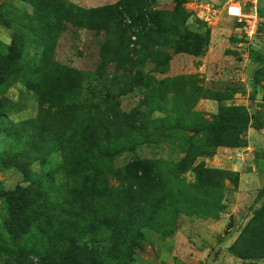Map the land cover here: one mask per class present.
<instances>
[{
	"label": "trees",
	"instance_id": "1",
	"mask_svg": "<svg viewBox=\"0 0 264 264\" xmlns=\"http://www.w3.org/2000/svg\"><path fill=\"white\" fill-rule=\"evenodd\" d=\"M41 1L44 2L42 11L49 9L47 16L50 20L40 24L42 49L39 63L26 71L17 69L27 44L20 36L15 37L12 45L4 47L6 53H0V97L19 80H23L26 88L37 96L35 119L22 123L15 130L17 135L14 137L18 140L14 148L0 155V168L17 170L22 174L23 182L28 184L12 192H0L8 211L2 230L11 244L20 241L23 246L33 239L35 241L27 249L16 247L10 252L8 242L0 234V255L10 253L15 256L18 253L25 258L33 255L40 264H45L52 256L55 264H99L106 259L115 264H129L133 247L143 239V229L152 225L172 226L179 215L201 220L217 219L223 209V181L229 180L231 174L224 175L202 163H195L198 158L209 157L210 148L237 147L239 136L249 123L245 110L221 108L211 122L204 121L193 109L197 100L208 99L209 95L200 94L190 83L191 78L182 76L157 82L154 91L147 90L149 87L146 89L140 109L148 112H121L118 100L125 91L115 93L113 81L104 80L108 84L106 89L97 84L85 86L92 76L63 67L54 60L61 21L55 18L56 10H51L52 4L47 1L67 10L65 20L71 26L111 33L118 29L119 17L130 15L128 8L135 7L134 4L126 1L111 8L83 11L61 0ZM137 12L136 19L130 18L133 26L137 21L141 26L139 34L142 36H136L134 43L136 46L142 43L139 46L141 55L147 52L145 47L152 36L163 31L156 13L147 14L143 9ZM181 16L179 27L183 34H187L185 24L188 17ZM147 19L152 28L143 33ZM169 31L179 34L174 28ZM129 46L131 43L122 37L110 60L116 54L128 51ZM147 60L155 66L154 73H167L170 61L167 54L154 58L145 53L137 58V70L132 81L126 83L127 91L144 83L142 70ZM263 69L264 66L258 71ZM167 94L172 96L168 99ZM14 106L2 97L0 126L8 133H12L11 128L16 129L17 125L8 128L3 124L7 119L4 110L10 109L11 112ZM155 111L165 117L152 118ZM252 121L255 131L264 129L259 115ZM144 136L184 142L183 158L177 163L135 159L116 169H89L85 165V156L89 154L112 160L125 152L121 142ZM49 140L57 144L67 182L48 191V177L36 178L31 165L37 163L41 174L50 175ZM189 172L194 175V183H187L182 178ZM255 200L257 207L229 249L241 261H264L263 190L258 191ZM43 226L46 231H41ZM55 228L61 232L58 235L53 233L49 239L46 233ZM37 240L44 243L40 253L36 249L40 243ZM45 242L51 243L53 255L47 251Z\"/></svg>",
	"mask_w": 264,
	"mask_h": 264
},
{
	"label": "rangeland",
	"instance_id": "2",
	"mask_svg": "<svg viewBox=\"0 0 264 264\" xmlns=\"http://www.w3.org/2000/svg\"><path fill=\"white\" fill-rule=\"evenodd\" d=\"M61 1L71 3L83 11L99 7L111 8L126 1L132 2L133 6L137 7H127L130 15L119 17L118 29H114V33H111L75 28L65 20L67 10L58 8L52 1H47L52 4L50 9L56 10L55 18L61 21L54 60L63 67L92 76L86 81L85 86L97 84L99 88L106 89L108 84H105L104 80L107 78L113 81L115 93L125 91L118 100L121 112L127 114L135 110L148 112L144 108L140 109L143 94L148 87L147 90L154 91L157 89V82L185 76L191 78L190 83L198 92L200 91V94L208 93L209 95L208 99L197 100L193 109L204 121L211 122L221 108H240L247 113L249 123L246 130L240 134L236 148H210V156L198 158L195 163V165L202 163L206 168L217 170L224 175L231 174L229 180L223 181V209L217 219L201 220L179 215L172 226H149L142 230L143 239L133 247L131 262H129V264H234L232 261L239 259L235 258L229 249L257 207L255 196L258 194V188L262 186L264 192V175L259 178L256 173L257 176L252 177L251 168L254 166L252 148L259 149L261 144L257 143V140L256 142L253 139L248 140L247 134L248 130H254L252 118L256 115H259L261 123L264 124V69L258 71L264 66V0H229L225 15L228 13L234 19L228 31L217 34L212 33L213 27L220 30L223 28V22H220L218 26L213 24L212 16L217 5L208 0L204 6L212 9L205 8L204 15L200 13L198 16L190 7L187 8L186 0H173L171 5L164 7L157 6L155 0H141L142 3L140 0ZM43 3L41 0H0V53L2 55L6 53L4 47L12 45L16 36H20L27 42L24 58L17 66L19 71H26V68L34 67L39 63L38 57L42 49L40 24L50 20L47 16L49 9L42 11ZM137 9H143V12L147 14L156 13V19L160 21V29L163 31L160 35L152 36L149 45L145 47L147 51L145 53L152 54L154 58L167 54L170 61L166 74H156L155 66L147 60L142 70L144 83L137 84L127 91L126 83L132 81L131 78L137 70V58L145 55V53L140 55L142 49L139 46L142 43L139 46L134 44L136 36H142L139 34L141 30L139 21L136 20V25L133 26L130 18V16L135 19L138 17ZM182 14L188 17L185 24L187 34H183L182 28L179 27L183 19ZM147 22L143 33L152 28L148 19ZM172 28L179 34L174 35L170 32ZM122 37L131 43L129 50L116 54L110 60L109 57L117 49ZM213 83H216L217 89H212ZM171 96L167 94L168 99ZM2 97L15 105L11 112L10 109L4 110L7 113V119L3 121V124L8 128L14 124L17 128H11L12 133H8L0 126L2 129L0 155L14 148L18 140L14 137L17 135L15 130H18L22 123L33 121L37 113V96L26 88L23 80H19L1 95L0 104H2ZM166 107L169 109L170 105L167 103ZM163 117H165L163 113L157 111L152 113V118ZM248 141L252 143V148L244 153ZM48 146L50 175L41 174L37 163L31 165V172L38 179L48 177L46 184L49 191V188L55 190L66 184L67 178L57 144L49 140ZM121 146L125 148V152L120 156L112 160H104L89 154L85 156V165L89 169L108 167L116 169L135 159L177 163L183 158L186 149V144L182 141L154 136L121 142ZM246 153L250 154L247 156ZM260 159L262 160V156L258 158ZM246 172L251 174L247 179L250 184L245 185L244 194L241 196L238 195L237 175ZM182 178L187 183L195 182L191 172L186 173ZM23 181L22 174L17 170L0 168V192H12L17 187L27 186L28 184ZM254 181H257L256 184ZM252 184L255 185V190H252ZM7 215V203L0 197V234L4 236L6 242H8V236L2 230V224ZM46 230L44 226L41 228V231ZM59 232L55 228L47 232L46 236L50 239L53 233L58 235ZM233 238L235 240L228 248L227 245ZM34 241L35 239L23 246L20 241L17 244H11L9 241L7 248L10 252H14L16 247L27 249ZM39 241L37 240V243ZM53 242L51 240V243ZM51 243H46L47 251L53 255ZM42 245L44 243L41 240L36 249L42 250ZM256 262L247 261L245 264ZM55 263L56 260L52 256L45 264ZM0 264H40V261L33 255L25 258L18 253L15 256L6 253L0 255ZM99 264H115V262L106 259Z\"/></svg>",
	"mask_w": 264,
	"mask_h": 264
},
{
	"label": "crops",
	"instance_id": "3",
	"mask_svg": "<svg viewBox=\"0 0 264 264\" xmlns=\"http://www.w3.org/2000/svg\"><path fill=\"white\" fill-rule=\"evenodd\" d=\"M187 3H186V6L187 8L190 7L192 10L195 11V15L198 16V14L201 15L203 14L204 15V9L206 8L205 3L207 0H186ZM210 2H212L213 4L215 3L217 5V8L215 9L214 13H213V18H212V22L213 24L215 25H219L220 22H223L222 24V29L220 30H217L215 27H213V30H212V33L213 34H217V33H220V32H226L230 29V26H231V21L234 19V17H231L228 15H225V11H226V6L228 4V1L229 0H208ZM157 6L159 7H164V6H169L172 4L173 0H155ZM212 7V6H211ZM215 8V7H214ZM206 9H212V8H209V6H207ZM224 16V17H223ZM264 18V17H263ZM225 22V23H224ZM230 23V24H229ZM212 89H217L216 88V83H213L212 84ZM248 140L250 139H253L254 142H256L257 140V143H260L261 146L259 147V149L257 147L255 148H252V143H250V141H248L247 143V148L245 149L244 153L247 152V150L249 149H253L254 152V166H251L252 168V177H256L257 174H258V177L260 178L262 175H264V129L263 130H260V131H255V130H248ZM257 137V138H256ZM259 138V140H258ZM247 154V153H246ZM250 153L247 154V156L249 155ZM262 156V160H258L259 157ZM257 173V174H256ZM251 176L250 172H246L245 174H242V173H239L237 175V185H238V195H241L244 194V188H246L245 185H248L250 184V181H248L247 179ZM258 180V179H256ZM256 184L257 181H254ZM260 183V182H259ZM252 184V190H255L256 187L255 185ZM261 185V183H260ZM254 188V189H253ZM259 190H262V186L258 188V191ZM257 191V193H258ZM246 194V193H245ZM257 196V195H256ZM255 196V198H256ZM250 208V207H249ZM235 238H233V240H231L229 242V244L227 245L228 248L229 246H231V244L234 242ZM234 264H245L247 261H241V260H236L234 259L232 261ZM249 262V261H248ZM247 264H250V263H247ZM252 264H264L263 261H257L256 263H252Z\"/></svg>",
	"mask_w": 264,
	"mask_h": 264
},
{
	"label": "built area",
	"instance_id": "4",
	"mask_svg": "<svg viewBox=\"0 0 264 264\" xmlns=\"http://www.w3.org/2000/svg\"><path fill=\"white\" fill-rule=\"evenodd\" d=\"M254 11H255V15H257V12H256V10L254 9Z\"/></svg>",
	"mask_w": 264,
	"mask_h": 264
}]
</instances>
